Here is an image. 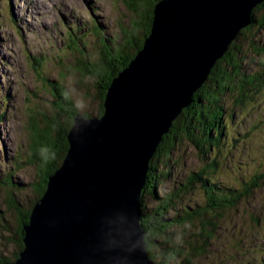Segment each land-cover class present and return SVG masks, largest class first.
<instances>
[{"label": "water", "instance_id": "water-1", "mask_svg": "<svg viewBox=\"0 0 264 264\" xmlns=\"http://www.w3.org/2000/svg\"><path fill=\"white\" fill-rule=\"evenodd\" d=\"M263 0H157L149 33L111 80L101 115L76 114L68 147L0 264H149L141 191L163 136Z\"/></svg>", "mask_w": 264, "mask_h": 264}, {"label": "rangeland", "instance_id": "rangeland-1", "mask_svg": "<svg viewBox=\"0 0 264 264\" xmlns=\"http://www.w3.org/2000/svg\"><path fill=\"white\" fill-rule=\"evenodd\" d=\"M134 19L137 27L138 20L126 7L125 0H0L1 257L11 259L17 249L14 240L18 237V211L8 204L9 196L17 202L18 210L29 208L31 202L37 199L36 184L40 183L42 174L35 164L27 163V154L32 121L37 120L42 125L44 114H56L50 81L68 88L80 114L96 115L101 100L96 86L99 77L85 74L83 69L104 54L99 40L101 36L106 40L115 37L121 40L122 29L128 27L131 30ZM143 31L144 27H141L133 33L140 37ZM245 36H240L237 42L247 53L248 59L244 65L250 66L252 54L247 48L248 38L245 39ZM76 42H84L82 50L78 51ZM259 95L262 99L257 103L248 102L233 111L234 98L224 99L226 110L223 119H229V123L225 125L222 121L224 130L219 138L220 145L216 148L219 165L214 172L221 174L216 178L223 183L236 181L238 184L245 176L264 172V88ZM231 112L233 114L230 116ZM64 118V114L59 117L61 120ZM206 157H215L213 150ZM203 162L199 151L187 139L173 145L169 153L158 156L155 163L157 191L174 189L171 186L175 182L191 172L200 171ZM7 175L10 176L11 185L2 181ZM150 185L147 183L141 192L147 208H152L154 204ZM195 191L181 198L182 202L190 201L193 205L201 200L199 186ZM247 198L239 202L236 210L230 211L233 212L231 216H225L224 223L219 225L216 235L209 240L207 253L193 264L250 263V254L245 250L260 241L256 240L260 237V228L250 227L244 211L260 208L263 211L259 213L264 218V179ZM171 214L174 212L171 211ZM182 228L176 225L173 230L183 233ZM189 229L184 233L187 234ZM154 236L157 243H162L160 236L157 237L156 233ZM164 242V249L175 248L171 241ZM160 246L156 244L154 252L158 253Z\"/></svg>", "mask_w": 264, "mask_h": 264}, {"label": "trees", "instance_id": "trees-1", "mask_svg": "<svg viewBox=\"0 0 264 264\" xmlns=\"http://www.w3.org/2000/svg\"><path fill=\"white\" fill-rule=\"evenodd\" d=\"M156 1L125 0L126 7L132 11L134 18L138 20L137 27L134 19V27H131L132 31L128 27L122 29L121 40H117V37L106 40L101 36L99 40L102 50L105 51L104 54L101 55L102 57L98 61L90 63L89 67L85 66V70L83 69L85 74L99 77L96 86L101 100L96 116L101 115L103 112L104 95L112 78L130 62L135 53L142 47L143 40L150 30L152 8ZM252 19L253 23L240 31L235 40L229 45L228 50L214 64L207 80L194 92L193 102L183 108L172 122L168 133L163 136L155 154L149 161V170L144 188L147 183H151L149 189L154 199L153 207L147 208L143 201V195L140 200L141 222L145 230L144 240L148 258L150 257L149 264H193L198 258L207 253V247L210 245L209 240L214 238L216 229L224 223L225 216H231L233 212L230 213V211L236 210L239 202L247 198L253 188L259 187L264 179L263 172L245 176V179H242L238 184L236 181L223 183L216 178L221 174L214 173L219 165L218 158H216L218 157L216 148L220 145L219 138L224 130L222 121L224 120L225 125L229 123V119L227 121L223 119L226 110L224 99L226 97L234 98L232 111L237 106L242 107L248 102L257 103L262 99L259 92L264 88V0L253 8ZM141 27H144V31L142 36L137 37L133 31ZM242 35H246L245 39L248 38L246 45L247 48H250L249 52L252 54L250 60L252 65L250 66L244 65L248 59L247 53L243 52L242 46L237 42ZM78 43L75 44L78 51H80L84 42ZM50 85L53 88L55 97L53 108L56 110V114L54 112L51 116L44 114L42 125L34 120L30 127L31 142L27 154V163L35 164L40 174H42L40 183L36 184L37 199L46 188L48 176L60 165L68 147L67 133L74 116L77 113L80 114L67 87L54 81H50ZM63 114L64 120L59 119ZM81 114L84 116L90 115ZM232 114L233 112L229 115ZM183 139H187L196 147L204 161V165L200 171L191 172L184 179L175 182L171 186L174 189L159 192L155 182L157 158L169 153L173 145L182 142ZM212 150L215 157L207 159V154ZM220 168H222V164H220ZM9 178L10 176L7 175L2 180L3 183L11 185ZM197 185L201 190L199 194L201 200L193 205L190 201L184 204L181 198L191 192L196 193ZM158 193H161V195ZM181 202L182 206L179 208ZM8 204L18 211V237L14 240L17 249L11 259L0 256V262L2 263L14 260L22 249L23 226L29 220L31 207L34 203L32 201L29 208L18 210L17 202L10 195ZM171 211L174 214H171ZM260 211L263 210L257 208V210L249 212L244 211L245 219L251 225L250 227L260 228L258 232L260 237L256 238L260 241L253 246L250 245L245 250L247 254H250L249 264H264V218L259 213ZM176 225L183 226V233H176L173 230ZM184 226H188L187 229L190 228L187 234L184 233L187 230ZM154 233L157 237L160 236L162 241V243L158 241L162 246H160L158 253L154 252V246L158 244ZM166 240L171 241L175 248L164 249L166 248L164 242ZM152 253L157 255L153 256Z\"/></svg>", "mask_w": 264, "mask_h": 264}, {"label": "bare ground", "instance_id": "bare-ground-1", "mask_svg": "<svg viewBox=\"0 0 264 264\" xmlns=\"http://www.w3.org/2000/svg\"><path fill=\"white\" fill-rule=\"evenodd\" d=\"M181 111H182V110H181ZM181 111L179 112V114L181 113ZM77 114H78V113H77ZM179 114H178V115H179ZM174 120H175V119H174ZM174 120H173V121H174ZM169 129H170V128H169ZM148 170H149V169H148ZM147 174H148V171H147ZM146 179H147V175H146ZM145 182H146V180H145ZM145 182H144V186H145ZM144 186H143V188H144ZM141 192H142V191H141ZM140 196H141V195H140ZM35 202H36V201H35ZM35 202H34V203H35ZM32 206H33V205H32ZM149 262H150V261H149Z\"/></svg>", "mask_w": 264, "mask_h": 264}]
</instances>
